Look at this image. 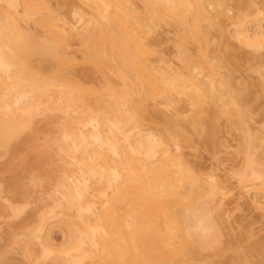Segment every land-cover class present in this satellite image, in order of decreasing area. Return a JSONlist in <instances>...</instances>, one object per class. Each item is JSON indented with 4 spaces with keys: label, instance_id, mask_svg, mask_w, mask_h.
I'll use <instances>...</instances> for the list:
<instances>
[{
    "label": "bare ground",
    "instance_id": "obj_1",
    "mask_svg": "<svg viewBox=\"0 0 264 264\" xmlns=\"http://www.w3.org/2000/svg\"><path fill=\"white\" fill-rule=\"evenodd\" d=\"M0 1L4 4V9L0 8V194L7 199L9 210H3L2 206H6L0 204V214L11 211L8 216H15L10 217L12 221L20 219V223L14 224L9 223V218L2 219L7 221L1 222L6 228L3 226L0 236V247L4 245L0 249V264L14 263L9 252L17 239L18 246L27 242L19 246L26 251V258L40 264L43 259H50L51 264H197V259L206 256L207 251H218L223 235L217 224L221 213L215 208L213 195H218L220 185L207 178L200 180L201 175L189 168L181 153L170 150L171 145L175 150L181 145H193L191 141L199 132L212 138L221 118L228 128L234 125L243 129L245 133L239 142L246 150L251 146L252 136L243 121L244 104L250 101L248 93L252 91L246 84L233 88L230 74L226 78L216 76L215 65L207 61L203 51L211 27L221 31L217 37L218 62L224 64L230 56L235 57L232 48L220 45L225 24L212 19L206 7L210 0H81L91 14L88 12L84 28L82 25L77 31L81 52L78 57L66 52L70 33L57 23L58 18L43 3L45 0ZM217 1L221 5L226 3ZM248 1L243 0L247 4ZM243 2H239L241 9L237 6V16L230 20L238 28L249 17L251 21L264 12V6L257 7L255 0L248 4L251 9L244 8L247 4ZM20 5L22 11L18 10ZM43 9L46 17H41ZM215 15L221 18L224 13L218 9ZM23 19L39 22L44 34L34 36L35 33L26 32L19 23ZM202 22L209 26L205 28ZM164 24L175 27V58L180 63L176 70L162 57L156 39L149 38L153 26ZM256 27L251 32L249 28H237L236 34L231 35L236 36L232 37L239 45L260 51L264 47V29L261 25ZM194 42L199 45L193 53ZM259 51L255 53L260 54ZM154 56L167 65L163 63L161 69L153 64L155 68L151 61ZM194 69L205 71L201 70L203 74L198 78ZM172 92L188 97L189 115H164L166 118L160 117L162 126L157 128L160 132L152 131L158 135L144 132L142 121L151 118L145 109L147 102ZM59 114L65 122L59 121ZM254 155L246 151L238 177L243 182L258 180L264 192V167H256L260 162ZM31 173L37 177L34 182H42L43 178L44 183L52 185L53 180L62 191L55 194V185L51 192L52 186L42 182L49 190L51 198L48 197L54 198L53 205H47L49 209H40L43 214L36 207L27 211L33 207L25 193L33 179ZM91 179L97 182L91 185ZM59 196H64V202ZM58 215L66 236V243L59 248L52 244L49 233L44 232L42 238L37 234L42 236L46 221ZM7 229L16 230L15 233L20 230L18 233L22 231L23 237H27L17 238ZM35 239L44 240L39 244ZM36 246L40 248L36 251L38 256ZM263 247L264 241L253 242L251 249H243L242 253V248L235 247L237 254L229 262L264 264ZM198 263L213 264L210 260Z\"/></svg>",
    "mask_w": 264,
    "mask_h": 264
},
{
    "label": "rangeland",
    "instance_id": "obj_2",
    "mask_svg": "<svg viewBox=\"0 0 264 264\" xmlns=\"http://www.w3.org/2000/svg\"><path fill=\"white\" fill-rule=\"evenodd\" d=\"M45 1H46V3H45ZM45 1H43V3L48 4V8H50L49 11L51 12V14L53 13L54 15H56L55 16L56 19L58 18V22H57V20H55V21L60 26L62 25L63 27H65L64 28L65 32L67 29V32L69 31V33H70L69 34L70 37L68 36L69 38H67L68 42H69V44H68L69 47L67 46L68 51L66 50V52L67 53L69 52L74 57H78L81 52H79L80 50L78 51L79 42H80L78 39L80 37L77 36L78 35L77 31H79L81 29L82 25L84 28V24L86 23L85 22L83 24L84 18L85 17L88 18L87 17L89 15L88 12L90 13L91 10H89L87 8L88 6H85V4L81 2V0H45ZM211 1L212 0H210V2ZM240 1L243 2V0H225L226 3L221 5V3H219L217 0H213V2H211V3L209 2L206 6L208 11H209V14L212 17V19H214L216 21L219 20L220 23L222 22L225 24L226 29L224 28L225 31H224V33L222 32L223 35L220 36V38H219L221 40V37H222V40L220 41L221 44H220V42H219V44L225 45L228 49L232 48L234 50L235 57L231 59V56H230L229 57L230 59L224 64H221L223 62L222 61L220 62V60H219V62H220V65H219V62H218L219 57L218 56H219L220 52H219L218 48L220 46L217 45V41H218L217 37H218V35H220L221 31H220V33H219V31L216 32L214 29L211 30V27H209L210 29H208V32L210 30L209 34L206 35L208 37L209 42L206 43V45L207 44L208 45L205 48L203 47V51L206 54L205 56H206L207 61L212 66L215 65L216 72H217L216 76H218L220 78H226L227 75L230 74L231 75L230 77H232L231 83H232L233 88L236 89L239 86H241L242 84L243 85L246 84L250 88V90L252 91V94H250L251 93L250 91H249L250 93H248L249 95H251L250 98H248V99H250V101H248L246 104H244L245 105L244 111L246 112V115H245L246 117L243 121V126L248 129L247 132L252 136V138L250 140L251 146L247 150L250 153H252L253 155H254V153L257 154V156L259 157L258 162H260V163H258L257 164L258 166L256 165V167L260 166L259 169H263L262 167H264V130H263V128H264V90H263L264 79H263V76L264 75H262L261 72L264 71V47H263V49H262V47H260V51L257 48H256L257 50H255L254 47L252 49V48H249L250 46L249 47L247 45L243 46V44H241V42H240L241 45H239V43H237L238 41H236V38L232 37V36L236 37L235 35H231V34H233L237 30L238 27L235 26L236 24L232 25L231 23L233 21L232 20L233 17L235 18L237 16L236 14L239 13L238 11H240L239 9H237V6L239 7V5H240V3H239ZM244 1H246V0H244ZM252 1H254V0H250L248 2L249 3L250 2L251 3L256 2L255 5L257 7L258 6H260V7L264 6L263 0H255V2H252ZM216 2H218V4H220V5H218ZM243 4H247V3L243 2ZM248 4H247V6L243 5V6H245L244 8H247ZM3 5H4L3 2L0 3V8H3L2 7ZM253 5L254 4H250L251 7ZM243 6H241V7L243 8ZM18 8H20V9H18L19 11H22L21 5ZM244 8H243V11H244ZM252 8H254V7H252ZM47 9L45 7V10H47ZM218 9L222 10L224 13V16H221V18L215 15L216 10H218ZM247 9H251V8H247ZM262 9H264V7ZM45 10L43 9L40 12V14H42V13L45 14L46 13ZM252 10H251L250 15H252L253 11L255 12V10H253V11ZM256 10H258V9H256ZM246 11H248V13H249V10H246ZM47 12H48V10H47ZM50 12H48L49 15H50ZM242 12H240V13H242ZM243 13H245V11ZM261 13L259 12L258 13V14H260L259 16L253 17L254 19L256 18L255 20L252 19L250 21L249 19H251L252 17L251 18L249 17L246 22H248V21H250V22H248L247 25L245 24L246 22L244 24H242V27H243V25H246L245 28L244 27L242 28L241 26H239V28L241 27L242 29H246V30H248L247 28H249L250 31L249 30L248 31L251 32V30L254 31L257 28L256 26L261 25L262 26L261 29L262 28L264 29V12L262 11ZM254 15H255V13H254ZM44 16L42 14L41 17H44ZM34 20H37V19H34ZM230 20H232V21H230ZM29 21H27L28 23L25 22V20H24V22L21 21L22 23L19 22L21 24V27L23 26L24 29H26L25 30L26 32L29 30L28 32H30V34L35 33L34 36L35 35L38 36L39 34H42V33L44 34V30L42 29L43 27L41 28V26H39L40 24L38 25V23H39L38 21H37L38 22L37 24H36V21H32V19L30 22ZM205 21L207 24L208 20L206 19ZM229 21H230V23H229ZM203 25L205 26V28H207L209 26V24H208V26H206L204 23H203ZM172 26L173 25H168V24H164L161 26L159 25L157 27L153 26L152 28H154V27L155 28L151 29L152 31H151L149 38L150 39L151 38L156 39L157 48L163 54L162 57H164L165 61L167 60L168 66L171 65L174 68V70H176L175 68L178 67L180 65V63L178 64L177 57L175 58V56H177L176 55L177 53H175L177 51L176 50L177 45L175 44L177 40H176V35H175L176 31L174 32L175 27H172ZM42 30H43V32H42ZM219 30H221V28ZM149 32H148V34H149ZM66 33H64V34H66ZM234 34H236V32ZM66 36H67V34H66ZM195 42H197V41H195ZM154 43H155V41H154ZM196 44L197 43L193 44L192 45L193 47L192 46H190V47H192V49L193 48L197 49ZM197 45H199V42ZM201 45L203 46V44H201ZM225 46H223L224 50H226ZM190 47H189V49H190ZM194 49L192 50V52L194 51ZM199 49H200V47H199ZM254 50H255V52L259 51L260 54L255 53ZM199 51H197V52L199 53ZM201 51H202V49H201ZM157 58H159V57L154 56V60H151L152 65L154 64L155 66H160L159 68H161L164 65H167V64H165L164 60H163L164 61L163 62V61H161L162 59L160 58L161 60L159 61V60H156ZM217 62H218V65H217ZM163 63H164V65H163ZM171 66H169V67H171ZM161 69H163V67ZM161 69L160 70L158 69V71L161 72ZM203 69H205V68H203ZM203 69H201V70L203 71ZM177 70H179V69L177 68ZM194 70H195L194 73H196L198 78H200V76H202V74H203V73L201 74V70H199V69H194ZM196 70H199L200 72H198ZM155 72H157V70ZM246 85H244V86H246ZM137 95H139V94H137ZM188 100H189L188 97H186L185 95L175 94L173 92H172V94H164L163 93L162 96H158V95L155 96V98L153 99V101L151 103L147 102V103H149V106L147 104L148 108L145 107L146 111L148 110L149 114L151 115V118H150V116L148 117V119L151 123H149V121L147 122L148 119L146 121L143 120L142 122L144 125H143V127L141 126L142 128L145 129V131H144V129H143V131L144 132L149 131V133H150V131L151 132L155 131V130L157 131V128L159 126L160 127L162 126L159 123H163V120L160 121V119H163V118H160V117H163L164 115H166V116L168 115V117L169 116L173 117L176 114H178V117L180 115V116L186 118V116L188 114V109L191 108L190 107V101L188 102ZM218 101H217L218 104H220L221 103L220 100H218ZM55 114H54V116H55ZM57 114H56V116H57ZM206 116H207V113H206ZM39 117L40 116H38V118ZM152 117L154 118V120H150V119H152ZM172 117H169V118H172ZM58 118H59V121L62 122L63 117H61L60 114L58 115ZM165 118H164V120H165ZM223 119L224 118H221L216 123L214 136L212 135L213 140H211L212 138H211V136H209L208 138H210V139L208 141V138L206 137L207 134L205 136L203 132H202V134H201V132H199V134L197 133L198 135H194L195 132L193 131L194 141L193 140L191 141V142H193V145L191 143H190L191 145L186 143L187 145H184V146L181 145L182 147L180 146L179 149L175 150L176 147L174 145L170 146V144H169L170 148L172 147L170 149L171 152H172V150H173V152L175 151V153L178 152V154L180 152L182 154V155L180 154L181 158L183 156L184 161L188 162L189 168L191 167V169H193V171L196 172V174L199 173V175H198L199 177L201 175L200 180H202V178L203 179L207 178V181L211 180L212 182H217V184L220 185V187L218 188V185L215 183L217 188H218L217 190L219 191V193L217 196H214L216 194L213 195V199L215 197L213 202L215 203L214 204L215 208L218 211L220 210V213H221V216H219V218H218L219 223L217 222V224L219 225V229L222 232L221 235H223V240H222L223 244H221V246L219 245L220 249L218 250V248H217L218 251H216V252L212 251L211 254H209L210 252L207 251L206 253H208L209 256H207L208 254H206V256H205V254L203 256H200V259H197V264H199L198 262L201 260H207V261L210 260L213 264H228L229 258H231V257L233 258V255L237 254V252L235 253V250H234L235 247L236 248L237 247L242 248V249H240L241 250L240 252L242 253L243 249L245 251H247V250L249 251L251 249V248H249V246L250 245L252 246L253 242L264 241V192L259 187L260 184L258 185V180L253 181L251 179V181L246 182L243 179L245 181V182H243L242 180L239 179L241 177L240 176L238 177V174L241 172V169L243 166V161H244V156L246 155V151H247L246 149L243 148V146L241 145V142H239L240 141L239 137L241 135H243L245 133V131L243 129H240L237 126H234V125L229 126L231 128H228L226 122ZM41 120H42V118H41ZM56 121H58V120H56ZM63 122H65V118H64ZM57 123L62 124L59 122H57ZM155 123L157 124V126L155 125ZM58 126H56V128ZM60 126H62V125H60ZM51 128H53V126ZM53 130L55 131V129H53ZM158 130H159V128H158ZM141 131H142V129H141ZM157 132H160V131H157ZM152 133H154V132H152ZM189 133H192V131L188 132V134ZM154 134L158 135L157 133H154ZM53 135H55V134H53ZM193 135L191 136L192 139H193ZM121 139H123V142H126V141H124L125 140L124 138H121ZM55 142H57V141H55ZM207 142H209V143H207ZM52 146L54 148H57V147H55V144H53ZM81 154H82V152L79 155H81ZM75 166L72 167L73 171H75L74 170ZM76 168H77V166H76ZM58 172H59V170H58ZM33 173H34V175L36 174L35 172H33ZM33 173H31L33 176L32 181L29 182V185L27 184L28 187H27V185L25 186V187H27L26 190L28 192V193L25 192L26 194H28V196H26V195L25 196L29 197V199H27V198L26 199L30 200L31 202L30 201H28V202H30V204H31L30 206H33L31 208H27V211L30 209H33L34 207L37 208V211H39L41 208L45 209L46 207H47V209H49L47 205H51L52 204L51 200H53L54 198L50 199L51 195H49L48 193H49V190H51V192H52V189L53 188L55 189V187L53 185L56 186L57 184L55 181L52 180V181H50V182H52V185L50 183H48L52 186L51 187L47 183H44L45 181L42 178V182L44 184H47L49 187H51V189H49V187H48L49 190L47 192L46 188H45L46 186H43L42 182L38 181V180H41V178H39L37 180L38 182H34V181H36L37 177L35 178ZM56 173H55V175H56ZM240 175H241V173H240ZM207 176H209V177H207ZM30 178H29V181L31 180ZM69 180L71 181V179H69ZM53 182H55V183L53 184ZM89 182H90V180H89ZM93 182H97V181L94 179ZM93 182L91 179L90 184L94 185ZM259 183H260V181H259ZM57 186H56V189L58 190ZM25 187H24V189H25ZM54 189H53V191H54ZM56 189H55L54 193L59 194V192L61 191L60 190L61 188L59 189L60 191L59 190L56 191ZM0 193H2V192H0ZM48 195L50 196V198L48 197ZM56 196H58V195H56ZM6 198H8V197H6ZM62 198L60 200H62L64 202L65 198H64V200ZM15 200H17V199H15ZM55 200H56V197H55ZM9 201H10V199H9ZM17 201H19V200H17ZM6 202H7V199L4 198V194H3V196H2V194H0V204L4 205ZM11 203H12V201H11ZM17 203H20V202H17ZM53 203H54V201H53ZM12 204L15 205V201ZM6 205L7 204H5L4 206H6ZM214 205H213V207H214ZM27 206H29V204ZM0 208H1V206H0ZM6 208H7V206L5 208H3V206H2L3 210H5ZM6 210H8V209H6ZM34 211H32V212H34ZM42 211H43V209H42ZM42 211L40 210V212H42ZM10 212L8 213L9 215L11 214ZM2 213H3V211H2ZM214 213H215V210H214ZM5 214L6 213H3L2 214L3 216L0 214L2 216V217L0 216V225H1L2 221H7V220H2V219L9 218L8 220H10L12 217L13 218L15 217L13 215L8 216V214H6V215ZM36 214L35 215L33 214L34 219L38 215V214L37 215ZM41 214H43V212ZM28 215L30 216V214H28ZM28 215H25V216H28ZM58 217H60V216L58 215L57 217H54L52 219L49 218L47 220L48 222L46 221L45 225H43V226H45V227H43L44 229L43 228L41 229L42 231L43 230L44 231L43 232L41 230L39 231V232H42V234L40 233L42 236H39L38 232H37V234H38L39 238H42L44 232H47V234L49 233L48 237H50V239H51L50 241L53 242V243L52 242L51 243L54 246L58 245V248H59L60 247L59 245H61V244L63 245L64 243H66L65 242L66 236L64 235V233H65L63 231L64 229L61 228V224L59 221L60 219ZM17 218H19V217L17 216ZM22 218L24 219V217H22ZM27 219H28V217H27ZM61 219H62V217H61ZM32 220H33V218H32ZM14 221H17L16 218ZM14 221H12V219H11V222H9V221L8 222L11 224L13 222V224H14V223H16ZM28 221H30V220L28 219ZM34 221L35 220H33L32 222L34 223ZM216 221H217V219H216ZM17 222L20 223V219H18ZM17 225H18V223H17ZM17 225H16V227H18ZM3 226L5 227V225H3ZM3 226L1 225V228H3V229L0 228L1 229L0 236L4 230ZM11 229L14 230L15 228H11ZM20 229H21V227H20ZM17 230H19V229H17ZM9 231H11V230H8V232ZM15 231H11V233L13 232L14 234H17V238H22L25 240V238L27 237L26 235L24 236L25 238L23 237V235L25 233L22 234V231L20 233H18L20 230L15 233ZM5 233L6 232L4 231V236H5ZM45 234L46 233H44V236H45ZM13 236H15V235H13ZM2 238L5 239L7 237L2 236ZM14 239H15V237H14ZM35 240L37 241V239H35ZM17 241H18V239H17ZM17 241H16V244H17ZM19 241H20V239H19ZM39 241H37V242L39 243ZM42 241H40V242H42ZM1 242H3V240ZM25 243H27V242H25ZM25 243L23 242L24 245H25ZM16 244H14V246H12L13 248H11L12 249L11 251L9 250L10 251L9 252L10 260H12L11 262H14L11 264H15L16 262L19 264L20 263H22V264H40L38 262L36 263L35 261H33L35 263H33L32 261H29V259H27L28 257L26 258V255L23 254L26 251L23 252L22 248L19 247L23 244L20 243L21 245H19V246H18L19 243L17 245ZM34 244H35V242H34ZM35 245H37V244H35ZM41 245H42V243H41ZM222 245H223V247H222ZM3 246H1V247H3ZM1 247H0V249H1ZM28 247H30V246H28ZM34 249H35V253H36L35 256H38L39 252L37 253L36 251H38V249H40V248L36 246V248L34 247ZM34 249L31 250V252L34 251ZM263 249H264V247H263ZM29 254H31V253H29ZM31 255H33V254H31ZM9 256L7 255V257H9ZM35 256H32V258ZM201 257H204V258L201 259ZM254 257H255V255H254ZM29 258H30V256H29ZM7 259H9V258H7ZM10 260H9V262H10ZM43 260H42L43 264H48L47 262H49L50 259L47 260L46 262ZM253 260H254V258H253ZM255 260H256V257H255ZM50 262H49V264H51ZM229 264H230V262H229Z\"/></svg>",
    "mask_w": 264,
    "mask_h": 264
}]
</instances>
